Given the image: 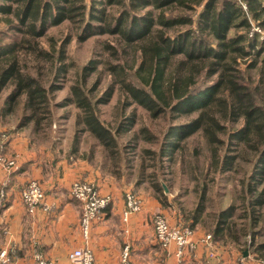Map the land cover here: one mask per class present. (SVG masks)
Returning <instances> with one entry per match:
<instances>
[{"label": "trees", "instance_id": "trees-1", "mask_svg": "<svg viewBox=\"0 0 264 264\" xmlns=\"http://www.w3.org/2000/svg\"><path fill=\"white\" fill-rule=\"evenodd\" d=\"M243 1L245 7L237 0H0V91L9 88L0 112L21 103L19 125L31 122L36 137L42 121L51 122L54 106L74 103L80 110L76 122L106 153L104 167L120 176L118 164L128 163L126 148L138 137L120 144L121 126L110 127L99 114V104L107 102L118 85L124 94L119 123L133 120L125 113L131 103L151 118L167 120L159 150L142 148L152 162L141 160L135 186L148 180L155 198L169 204L159 180L165 160L198 131L208 157L205 173L233 171L239 193L238 204L231 200L215 213L212 240L250 247L264 231V39L254 32L255 27L264 29V0ZM64 21L73 25L80 39L115 35V45L104 43L117 61L108 62L113 78L100 95H94L100 80L87 85L89 72L99 63L90 59L77 71L68 95L55 101L62 87L58 80L73 65L65 49L71 35L58 42L48 29ZM129 52L130 65L123 58ZM172 114L191 118L172 124ZM139 132L143 140L158 141L146 125ZM96 149L88 152V160ZM147 167L155 169L145 177ZM206 191L201 184L198 202L184 216L191 228L200 221ZM259 248H264V241L254 251Z\"/></svg>", "mask_w": 264, "mask_h": 264}, {"label": "rangeland", "instance_id": "rangeland-1", "mask_svg": "<svg viewBox=\"0 0 264 264\" xmlns=\"http://www.w3.org/2000/svg\"><path fill=\"white\" fill-rule=\"evenodd\" d=\"M237 3L243 4L244 1L237 0ZM1 26L2 22L0 21V27ZM76 32L77 31L73 29V25L67 21L50 26L48 29V35L53 36L58 42L63 39L65 34L71 35V39L65 45V49L67 61L71 62L73 65L68 68L63 77H60V81L58 80L62 87L55 92V101H60L64 96L68 95L69 85L75 81L77 71L81 70L83 65L90 59L99 62L97 63V67L90 71L87 76V85L89 87H91L97 79L100 80V82L98 81L97 83V89L94 95H100L112 82L113 76L109 73L108 62L114 63L117 59L114 54L111 55V49L107 50L104 47V43L109 42L115 45V35L103 33L89 35L85 39H80L78 35H76ZM254 32L257 33V38L259 40L264 39V29L255 27ZM48 42H50L48 38H45L43 41L46 45ZM119 56L121 57L123 55L120 54ZM123 58L127 64H132L133 57L131 52L124 54ZM248 60L250 59L247 58V61ZM8 92V87L0 91V103L4 100ZM123 97L124 94L118 89V85H115L107 102L99 104L100 118L112 128L121 126L120 128L123 129L118 135L120 144L127 143L131 138L135 137L134 135L138 137L137 142L136 140L130 141L131 145L136 142L135 147L132 148L131 145H129V147L126 148L127 155H125L124 160L128 161V163L124 165L122 160L118 164L120 176L112 175L106 169L107 167H104L107 166L105 165V160L108 162L105 158L106 153L102 150L99 142L90 135L88 131H85L81 124L76 122V115L80 110L74 103L61 107L54 106L52 108L51 122H48L47 119L43 120L41 126L37 129L36 137L31 133V122H27L24 126L19 125L22 110L21 103L15 105L13 110H7L5 107L4 110L0 112V135H4L9 139L12 133L22 135L25 138L30 134L35 144L39 142L46 148L50 146L53 152L58 153L60 157L66 159L75 156L82 160L87 159L86 155H88V152L97 148L90 162L99 167L93 168V171L96 172L95 170H97L99 175L95 176L96 174L93 173L94 180L91 182L95 183L96 179L99 177H105L106 186L108 187L106 191L110 195L111 202L115 197L124 199L127 190L136 192L141 203L140 211L143 212L148 224L152 227L153 216L157 213L164 214L171 224H177L179 221H182L184 225H187L189 220H185L184 216L188 211L192 210L198 202L201 184L205 183L207 186V191L205 193V208L200 216V221L192 229L194 230L196 239H199L200 236L206 233H211L210 229L217 210L225 207L231 200L235 201L237 204L239 203L238 186L235 184L236 174L233 171H226L221 174H214L211 171L205 173L208 157L203 147L204 140L198 131H194L182 140L179 149L168 153L172 157L171 159L165 160L164 177L162 178L159 176V180L167 188V191H164V188L163 191L167 193L169 197V204L162 205L153 195L152 187L148 180L139 183L138 186H135L134 181L138 177L141 160H145L147 164H151L152 162V159L149 158L146 153H143L142 148L151 147L157 149V151L159 150L160 137H162V132L167 126V120L163 118H151L143 107L136 103H131L125 113L126 115L130 114L133 120H129L128 123H119L121 120L120 101L123 100ZM190 118V116L185 114H172V117H170L168 121H173L172 124H181L187 122ZM144 125L149 127L150 132L156 136L158 141L149 142L140 137L139 131ZM7 139L4 154L6 153ZM227 145L228 147L230 146L229 144ZM73 148L75 149L73 150ZM233 148V146H230L229 150H231V153H234ZM69 154L71 155L69 156ZM14 155L17 158L16 154L11 156ZM55 157L54 154V158ZM243 167L247 168L248 166L243 164ZM154 169V167H147L144 172L145 177ZM153 200L159 204L157 210H153L151 206ZM151 207L152 209H150ZM236 225H240L239 221ZM262 228L264 230V225ZM197 241L193 246L189 247L187 251L194 254L195 252H201L203 250L201 257L202 255L204 257V254H206V246ZM263 241L264 231L262 234L256 235L253 245L244 247L243 249L237 246L233 247L224 240H218L216 238L213 244L217 248L219 257L220 259L222 258L221 260H224L223 256H225L231 259L230 264H237L238 257L243 255L249 263L255 264L256 262H264V248H259L257 251H254V248ZM244 251H246L245 255Z\"/></svg>", "mask_w": 264, "mask_h": 264}, {"label": "crops", "instance_id": "crops-1", "mask_svg": "<svg viewBox=\"0 0 264 264\" xmlns=\"http://www.w3.org/2000/svg\"><path fill=\"white\" fill-rule=\"evenodd\" d=\"M27 137L12 133L6 145V156L17 155L18 168L7 172L0 166V186L6 182V198L0 209V249L8 250L6 264H35L36 251L54 264H73L68 253L84 246L91 249L93 264H120L125 244L130 246L132 264H203V250L194 254L185 250L178 260L174 244L162 248L142 211L130 214L127 223L123 222L124 199L116 197L107 203L103 217L90 223L84 237L79 224L80 202L69 194V186L75 179L93 181V173L99 175L93 168L99 167L77 156L62 158L50 146L35 144L30 134ZM30 179L41 182L48 209L29 212L23 204L19 190ZM105 180L99 177L95 182L101 194H108ZM151 206L157 210L159 204L153 200ZM223 257L222 264H230L231 259Z\"/></svg>", "mask_w": 264, "mask_h": 264}, {"label": "built area", "instance_id": "built-area-1", "mask_svg": "<svg viewBox=\"0 0 264 264\" xmlns=\"http://www.w3.org/2000/svg\"><path fill=\"white\" fill-rule=\"evenodd\" d=\"M242 5L245 6L244 4ZM6 139V136L0 135V166L9 172L17 169L19 165L15 155L6 156L4 154ZM5 183L0 186V209L6 198ZM19 194L29 212H34L39 207L48 209L45 204L44 188L37 179L28 180L20 188ZM69 194L80 202L81 214L79 224L83 236L87 237L90 223L93 220H100L103 217V212L110 200V195L101 194L97 184L83 179H75L71 182ZM140 209L141 203L137 193L127 190L124 198V208L121 211L122 221L127 223L129 215L139 212ZM152 224L156 241L165 249L169 248L171 244H174L176 246L175 254L178 260H181L185 250L199 240L197 242L206 246L203 264H222L217 248L213 244L211 233H206L199 239H196L194 230L190 226L184 225L182 221H179L177 224H171L162 213H157L153 216ZM34 259L35 264H54L39 251L34 253ZM68 259L73 264H93L94 261L93 253L87 246L72 249L68 253ZM9 260L8 250L5 248L0 249V264H6ZM120 264H132L130 260V246L128 244H125L121 250ZM237 264L253 263H249L242 255L238 257ZM255 264H264V262H256Z\"/></svg>", "mask_w": 264, "mask_h": 264}, {"label": "water", "instance_id": "water-1", "mask_svg": "<svg viewBox=\"0 0 264 264\" xmlns=\"http://www.w3.org/2000/svg\"><path fill=\"white\" fill-rule=\"evenodd\" d=\"M163 187H164V191H167V188L166 186L163 184ZM246 254V251H244V255Z\"/></svg>", "mask_w": 264, "mask_h": 264}]
</instances>
